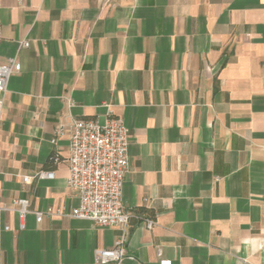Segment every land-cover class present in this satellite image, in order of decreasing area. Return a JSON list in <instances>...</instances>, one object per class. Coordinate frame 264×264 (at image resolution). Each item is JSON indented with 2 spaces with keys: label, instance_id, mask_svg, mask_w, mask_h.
Here are the masks:
<instances>
[{
  "label": "crops",
  "instance_id": "0c3cea01",
  "mask_svg": "<svg viewBox=\"0 0 264 264\" xmlns=\"http://www.w3.org/2000/svg\"><path fill=\"white\" fill-rule=\"evenodd\" d=\"M0 4V64L20 63L0 92V204L62 211L20 229L0 210V264H95L122 235L70 216L66 184L69 124L108 115L129 130L122 202L155 220L131 218L120 264H264V0ZM39 170L54 175L22 182Z\"/></svg>",
  "mask_w": 264,
  "mask_h": 264
},
{
  "label": "built area",
  "instance_id": "2783aa9c",
  "mask_svg": "<svg viewBox=\"0 0 264 264\" xmlns=\"http://www.w3.org/2000/svg\"><path fill=\"white\" fill-rule=\"evenodd\" d=\"M2 40L0 22V44ZM27 45L28 41H19L20 47ZM19 69V62L0 64V92L5 91L9 77ZM2 105L3 98L0 97V109ZM69 130L66 184L78 199L77 205L70 210V216L91 220L100 227H122L124 231L115 239L112 247L94 251L95 264H120L126 257L132 258L127 256L125 249V231L130 225L131 218L135 216L140 219L148 229L155 225L153 218L133 215L122 202L123 181L129 168V130L123 119L115 115H108L104 123H99L96 118L73 119L69 124ZM62 133L63 126L59 125L54 130L51 142L55 143ZM53 175L52 170H39L34 175L22 176V182L29 184L34 180L52 178ZM0 210L16 212L20 229L24 227L23 220L29 212L34 213L37 222H40L44 215L62 214L61 209L52 207L44 211L30 210L29 199L26 197L13 198L8 204H0ZM158 254H161L160 249Z\"/></svg>",
  "mask_w": 264,
  "mask_h": 264
}]
</instances>
